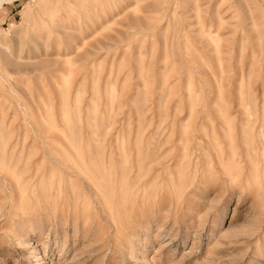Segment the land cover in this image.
Returning <instances> with one entry per match:
<instances>
[{
	"label": "rangeland",
	"instance_id": "1",
	"mask_svg": "<svg viewBox=\"0 0 264 264\" xmlns=\"http://www.w3.org/2000/svg\"><path fill=\"white\" fill-rule=\"evenodd\" d=\"M0 74V264H264V0L5 1Z\"/></svg>",
	"mask_w": 264,
	"mask_h": 264
},
{
	"label": "bare ground",
	"instance_id": "2",
	"mask_svg": "<svg viewBox=\"0 0 264 264\" xmlns=\"http://www.w3.org/2000/svg\"><path fill=\"white\" fill-rule=\"evenodd\" d=\"M5 1H9V0H0V7H2V5H3V3L5 2ZM126 14V13H125ZM95 28V27H94ZM103 30V29H102ZM52 39V38H51ZM212 40V39H211ZM98 41H100V40H98ZM49 43V42H48ZM86 44V43H85ZM54 45V44H53ZM6 52L8 53V52H10V50L8 51V50H6ZM66 56H67V54H66ZM47 61V60H46ZM0 77H3V75L2 74H0ZM6 82H7V80H5ZM9 83V82H8ZM227 117H229V116H227ZM257 119H260V121L259 122H261L262 124L264 123V115L262 116V117H259V118H257ZM225 122H227V120H225ZM231 123V122H230ZM22 141V140H21ZM141 143V142H140ZM16 146L14 145L13 147H12V150L13 151H15L16 149ZM263 154H264V147H263ZM67 155V154H66ZM186 159V158H185ZM244 159L242 158V157H240V159H239V162L240 163H242V161H243ZM164 162V161H163ZM165 167V166H164ZM227 167V166H226ZM139 169V168H138ZM231 170V169H230ZM234 170V169H233ZM44 174V169L43 168H37L33 173H32V175H31V178H33V177H41L42 175ZM173 174V173H172ZM84 175V174H83ZM26 176V175H25ZM90 179V178H89ZM94 179V178H93ZM91 180V179H90ZM148 180V179H147ZM159 182V181H158ZM90 183V182H89ZM251 183V182H250ZM145 184H146V181H145V177H144V175H142L141 174V170H140V174L138 175V177H137V188H136V192H137V194L138 195H142V194H144L145 193ZM74 188V187H73ZM58 190L59 191H61L62 190V180L59 182V184H58ZM186 191V190H185ZM62 194V193H61ZM142 204H144L145 202H141ZM142 213V212H141ZM34 223V222H33ZM165 244V243H164ZM167 244V243H166ZM169 245V244H168Z\"/></svg>",
	"mask_w": 264,
	"mask_h": 264
}]
</instances>
